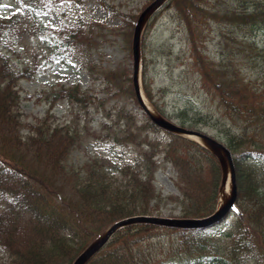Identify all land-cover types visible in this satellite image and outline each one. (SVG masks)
Returning <instances> with one entry per match:
<instances>
[{"label":"trees","instance_id":"1","mask_svg":"<svg viewBox=\"0 0 264 264\" xmlns=\"http://www.w3.org/2000/svg\"><path fill=\"white\" fill-rule=\"evenodd\" d=\"M66 0H20L23 10L0 19V35L18 38L21 49L0 52V253L9 264H73L78 256L115 222L136 215L160 214L169 205L179 217L204 218L218 206L224 169L218 156L199 143L157 125L121 106L107 109L110 101L139 105L133 67L122 61L116 67L98 68L103 81L100 97L80 86H60L40 94L49 102L47 115L34 125L23 122L18 89L40 69L32 62V48L46 49V66L65 63L78 53L97 50L109 36L119 37L132 56L137 15L115 12L118 18L83 21L55 29L36 15ZM85 5L90 0H73ZM2 0H0V3ZM167 14L180 27L189 56L183 74L190 70L202 96L215 107L218 126L211 136L230 150L237 182L239 215L214 233L147 223L118 230L85 264H264V0H169L148 21L141 40V81L145 96L164 119H176L186 128L209 134L202 112L185 106L170 111L168 87L157 86L148 36ZM47 32L58 41L40 40ZM37 40L26 45L24 38ZM213 38L219 50H209ZM101 41V42H100ZM149 45L153 47L150 49ZM37 46V47H36ZM164 45L161 46L163 48ZM215 51V52H214ZM18 68L13 59H25ZM68 99L80 111L101 109L96 137L112 143L109 152L96 154L79 167L70 163L90 131L88 123L55 125L50 111ZM27 129L28 132L24 133ZM123 149L122 152L114 150ZM130 150L133 158H125ZM171 165L179 194H163L156 173Z\"/></svg>","mask_w":264,"mask_h":264},{"label":"rangeland","instance_id":"2","mask_svg":"<svg viewBox=\"0 0 264 264\" xmlns=\"http://www.w3.org/2000/svg\"><path fill=\"white\" fill-rule=\"evenodd\" d=\"M154 0H105V2L113 8L115 12L124 14H133L139 16ZM22 6L19 0H3L0 4V19L5 16L21 11ZM151 16L147 18L148 19ZM43 25L53 27L55 29L71 26L79 19L84 21L107 20L109 27H115L120 24L118 18H110V12L97 0H90L85 5H80L75 1L68 0L57 3L50 9L39 13L36 16ZM40 40L58 41V37L52 33H47ZM148 42L156 49L151 53L152 58V73L155 78L157 86L168 87V95L166 102L170 111H175L185 106H192L195 110L202 112L203 117L208 121L209 125L206 130L209 134L217 133L213 127L218 126V119L216 118V109L212 106L209 100L202 96L200 86L194 82L193 73L190 70L183 74L181 70L186 67L188 60V50L182 38L180 27L167 15H163L154 29L148 36ZM217 38H213L209 45V50H219L216 44ZM257 42L262 45L264 43V35L258 34ZM23 42L30 46L37 44V40L24 38ZM101 42V41H100ZM39 44V43H38ZM37 44V46H38ZM164 45L163 48L161 46ZM36 46V47H37ZM149 45L150 49L153 47ZM13 47L16 50L21 49V44L17 37L4 32L0 35V52L10 54L8 48ZM214 51V52H215ZM31 54L34 57L33 64L40 67L37 72L30 79H23L18 85V89L22 97L26 95L33 96L32 99H24L20 104V113L23 122L34 125L38 120L47 115L49 109V102L46 99H39L38 95L49 92L52 89H57L60 86L70 87L78 85L82 90L87 91L93 96L106 95L102 92L104 86L103 81L98 78V68H112L116 67L120 62L126 61L132 65L133 60L129 58L127 50L124 48V43L119 37L109 36L108 40H103L97 50H90L88 52L78 53L74 58H67L65 63L60 62L57 57L56 64L46 66L45 59L49 55L46 49L32 48ZM25 59H14L13 64L18 68H23L26 65L28 57ZM121 106L126 108L139 116H142L143 111L139 105L134 102L116 101L112 100L108 103L107 109ZM89 112L80 111L79 105L71 103L68 99L58 101L55 107L50 111L51 120L55 125L73 124L77 119L81 126L88 123L90 131L85 138L84 143L80 148L76 149L70 158V163L75 167H79L84 162L88 161L90 157L96 154L108 153L111 143H103L96 137L99 126L102 122L107 121L101 109L91 107ZM173 121L177 122L176 119ZM215 125V126H214ZM27 129L24 133H27ZM121 152L123 149L116 148ZM125 158L132 160L133 155L130 150H124ZM224 160L226 156L222 154ZM223 160V159H222ZM226 161V160H225ZM224 162V161H223ZM225 164L228 163L226 162ZM229 168V166H228ZM175 171L171 165L161 168L156 174V186L165 195L179 194L174 185L173 178ZM169 205L161 209L160 216L163 217H177L179 216V208ZM236 213H239L237 208L233 210L230 215L211 228L209 231L214 232L220 229L230 221ZM10 259L6 254H0V264H9Z\"/></svg>","mask_w":264,"mask_h":264},{"label":"water","instance_id":"3","mask_svg":"<svg viewBox=\"0 0 264 264\" xmlns=\"http://www.w3.org/2000/svg\"><path fill=\"white\" fill-rule=\"evenodd\" d=\"M167 0H154L139 16L137 24L134 29V36H133V56H134V84H135V90L138 97V100L140 101L141 105L144 107V109L148 112V114L151 116V118L162 128L169 130L171 132H174L176 134L185 136L187 138H190L192 140H197V138L203 139L206 144H202L206 146L207 148L213 150L219 157V151L224 152L227 162L229 164L230 168V179H231V192L228 195L226 201L224 204H220L217 208V211L207 217L202 219H183V218H169V217H163V216H134L130 217L121 221L116 222L114 225H112L107 232L101 236L97 241H95L88 249H86L74 262V264H84L91 256H93L98 250H100L110 239L111 237L121 228L134 224V223H150V224H156L161 226H167V227H177V228H188V229H196V228H206L209 227L216 222L223 219L231 209H233L236 205V199H237V183H236V177H235V167L233 163V159L231 156L230 150L222 143L216 141L212 137L193 129H188L181 127L174 121H168L163 118H161L156 112L153 114L146 106L143 101V96L141 95V90L139 88L138 83V70L140 66V40H141V34L143 27L146 23L147 18L158 8H160ZM226 184V181L224 180L223 186ZM223 186L221 189V193L223 190Z\"/></svg>","mask_w":264,"mask_h":264},{"label":"bare ground","instance_id":"4","mask_svg":"<svg viewBox=\"0 0 264 264\" xmlns=\"http://www.w3.org/2000/svg\"><path fill=\"white\" fill-rule=\"evenodd\" d=\"M143 99L145 102L146 107L153 113L155 114V111L153 109V107L149 104V102L145 99L144 95H143ZM197 140L203 144H206L205 141L203 139L197 138ZM223 153V152H222ZM225 169H226V173H225V181L226 184L223 186V190L221 193V200H220V204H224V202L226 201L228 195L231 192V180H230V171L229 168L227 166V164H225Z\"/></svg>","mask_w":264,"mask_h":264}]
</instances>
